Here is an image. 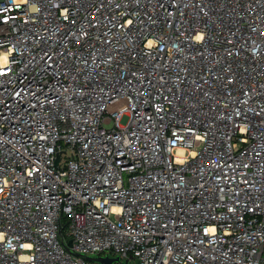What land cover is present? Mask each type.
I'll use <instances>...</instances> for the list:
<instances>
[{"label": "built area", "instance_id": "obj_1", "mask_svg": "<svg viewBox=\"0 0 264 264\" xmlns=\"http://www.w3.org/2000/svg\"><path fill=\"white\" fill-rule=\"evenodd\" d=\"M107 254L264 264V0H0V264Z\"/></svg>", "mask_w": 264, "mask_h": 264}, {"label": "water", "instance_id": "obj_2", "mask_svg": "<svg viewBox=\"0 0 264 264\" xmlns=\"http://www.w3.org/2000/svg\"><path fill=\"white\" fill-rule=\"evenodd\" d=\"M72 246H73V240L70 239L67 242V248L69 250H71ZM87 259L90 261L99 262L102 264H129V260L122 261L119 256L114 257V256H110L108 254L105 256H103V255L88 256Z\"/></svg>", "mask_w": 264, "mask_h": 264}, {"label": "rangeland", "instance_id": "obj_3", "mask_svg": "<svg viewBox=\"0 0 264 264\" xmlns=\"http://www.w3.org/2000/svg\"><path fill=\"white\" fill-rule=\"evenodd\" d=\"M129 120H130V116H129V114L124 113V114L120 117L119 123H120L122 126H125V125L128 124ZM106 126H107L108 128H109V127H112V126H113V123L111 122V123L107 124ZM112 256H113V254H112ZM130 264H136V259H132V260L130 261Z\"/></svg>", "mask_w": 264, "mask_h": 264}, {"label": "trees", "instance_id": "obj_4", "mask_svg": "<svg viewBox=\"0 0 264 264\" xmlns=\"http://www.w3.org/2000/svg\"><path fill=\"white\" fill-rule=\"evenodd\" d=\"M63 222H64V224L66 225L67 224V222H68V219L65 217V218H63Z\"/></svg>", "mask_w": 264, "mask_h": 264}]
</instances>
